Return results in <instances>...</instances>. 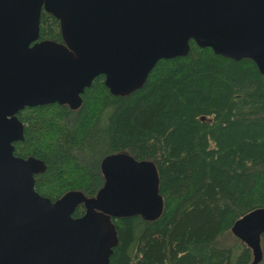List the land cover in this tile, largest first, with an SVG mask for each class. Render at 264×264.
<instances>
[{
	"label": "trees",
	"instance_id": "obj_1",
	"mask_svg": "<svg viewBox=\"0 0 264 264\" xmlns=\"http://www.w3.org/2000/svg\"><path fill=\"white\" fill-rule=\"evenodd\" d=\"M60 22L41 12L39 41L62 42ZM157 61L143 85L114 95L95 77L81 104H44L17 113L23 139L14 154L45 170L35 190L56 201L70 191L94 197L104 185L102 160L127 153L152 162L162 212L111 218L117 244L110 264H251V249L231 232L264 208V76L248 58L199 47ZM79 204L72 216L80 217ZM236 238L230 245L225 235ZM264 264V233L260 237Z\"/></svg>",
	"mask_w": 264,
	"mask_h": 264
},
{
	"label": "water",
	"instance_id": "obj_2",
	"mask_svg": "<svg viewBox=\"0 0 264 264\" xmlns=\"http://www.w3.org/2000/svg\"><path fill=\"white\" fill-rule=\"evenodd\" d=\"M43 10L59 19L62 42L39 41ZM190 40L251 59L264 76V0H0V264H110L111 218L160 215L155 165L127 153L102 160L105 181L94 197L40 195L34 176L45 164L14 154L24 129L17 113L52 103L76 109L99 75L112 94H129L157 61L186 55ZM81 203L84 214L73 217ZM231 232L259 263L264 208Z\"/></svg>",
	"mask_w": 264,
	"mask_h": 264
},
{
	"label": "rangeland",
	"instance_id": "obj_3",
	"mask_svg": "<svg viewBox=\"0 0 264 264\" xmlns=\"http://www.w3.org/2000/svg\"><path fill=\"white\" fill-rule=\"evenodd\" d=\"M236 242V238H234V236H231L229 234L225 235V238H224V243L226 245H230V244H233Z\"/></svg>",
	"mask_w": 264,
	"mask_h": 264
}]
</instances>
